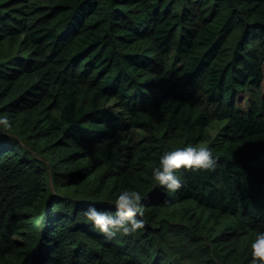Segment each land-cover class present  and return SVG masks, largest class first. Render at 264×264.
I'll use <instances>...</instances> for the list:
<instances>
[{"label":"trees","instance_id":"16d2710c","mask_svg":"<svg viewBox=\"0 0 264 264\" xmlns=\"http://www.w3.org/2000/svg\"><path fill=\"white\" fill-rule=\"evenodd\" d=\"M0 264H250L264 230V0H0ZM205 144L212 169L163 151ZM142 193L145 223L84 214Z\"/></svg>","mask_w":264,"mask_h":264},{"label":"clouds","instance_id":"9594fccd","mask_svg":"<svg viewBox=\"0 0 264 264\" xmlns=\"http://www.w3.org/2000/svg\"><path fill=\"white\" fill-rule=\"evenodd\" d=\"M12 120L7 115H0V128L10 129ZM217 157L211 147L205 144L197 145L185 143L182 147H175L162 152L159 163L152 169L154 180L167 190H176L182 180L176 169H212L216 167ZM115 211L101 209L90 204L84 210L87 221L97 230L112 236L118 231L124 233L134 232L145 223L142 218V193L135 188H124L114 201ZM250 264H264V230H259L250 241Z\"/></svg>","mask_w":264,"mask_h":264}]
</instances>
